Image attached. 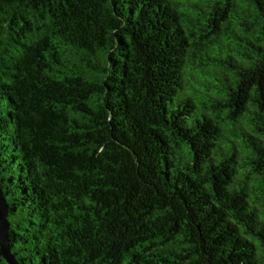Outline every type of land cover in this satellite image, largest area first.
Returning a JSON list of instances; mask_svg holds the SVG:
<instances>
[{
    "label": "trees",
    "instance_id": "obj_1",
    "mask_svg": "<svg viewBox=\"0 0 264 264\" xmlns=\"http://www.w3.org/2000/svg\"><path fill=\"white\" fill-rule=\"evenodd\" d=\"M0 187L19 264H264V0H0Z\"/></svg>",
    "mask_w": 264,
    "mask_h": 264
},
{
    "label": "water",
    "instance_id": "obj_2",
    "mask_svg": "<svg viewBox=\"0 0 264 264\" xmlns=\"http://www.w3.org/2000/svg\"><path fill=\"white\" fill-rule=\"evenodd\" d=\"M8 204L0 187V256L8 264H19L9 245Z\"/></svg>",
    "mask_w": 264,
    "mask_h": 264
}]
</instances>
